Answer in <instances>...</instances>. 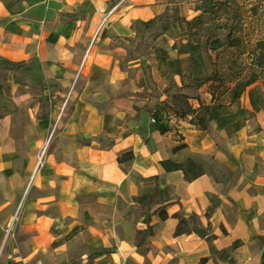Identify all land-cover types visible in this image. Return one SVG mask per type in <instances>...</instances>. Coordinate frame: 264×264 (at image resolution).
Here are the masks:
<instances>
[{"label":"crops","instance_id":"crops-1","mask_svg":"<svg viewBox=\"0 0 264 264\" xmlns=\"http://www.w3.org/2000/svg\"><path fill=\"white\" fill-rule=\"evenodd\" d=\"M164 2L0 0V60L42 65L28 85L0 66V264H264V110L245 100L200 129L127 106L140 71L125 42ZM189 157V180L160 162ZM178 213L213 250L176 232Z\"/></svg>","mask_w":264,"mask_h":264},{"label":"trees","instance_id":"trees-1","mask_svg":"<svg viewBox=\"0 0 264 264\" xmlns=\"http://www.w3.org/2000/svg\"><path fill=\"white\" fill-rule=\"evenodd\" d=\"M241 0H197V9L202 10V14L197 18L198 22L205 23L204 14H209L215 19V28L226 29L228 32L224 38L219 35H208L206 39L195 42L190 38L185 43H181L178 48L179 54H187L186 60L181 58H169L164 48L159 47L156 51V59L159 61V69L169 65L174 74L182 76L183 86L189 84L194 88H200L203 84L210 82L211 98L208 103L201 101V108L205 115L200 118V129H209L210 122L220 115L230 113L235 108H240L241 99L248 96L253 112L264 110V53L257 56V49L264 48V0H255L247 10H229L232 2ZM245 1V0H243ZM249 11V14L245 12ZM231 12V13H230ZM154 19L148 21H138L137 23L149 24ZM189 22L186 18L183 19ZM260 34L256 42H251L250 38ZM177 48L176 45H174ZM229 51V52H228ZM0 66L14 71V80L23 84L31 83V75L34 70H41L42 65L37 58L31 57L26 60L10 61L0 60ZM188 76V81L184 79ZM34 86L42 91L54 85L47 79L42 78L34 83ZM47 103L44 101L40 105L37 113L38 118L48 117ZM241 122L234 124L239 127ZM111 143L104 145L108 148ZM186 146L184 143L174 146L178 149ZM133 153L129 154L131 156ZM165 169H182L187 180L194 179L203 173L201 165L193 158L189 157L183 162H173L168 159L160 161ZM147 197L154 199L153 195L140 197L144 200ZM160 216H166L167 211L164 205L158 208ZM179 224L176 228L177 233L186 230H193L201 237L206 238L212 250L213 235L205 228L198 225L197 216L191 214L184 217L180 213Z\"/></svg>","mask_w":264,"mask_h":264},{"label":"rangeland","instance_id":"rangeland-1","mask_svg":"<svg viewBox=\"0 0 264 264\" xmlns=\"http://www.w3.org/2000/svg\"><path fill=\"white\" fill-rule=\"evenodd\" d=\"M197 0H165L167 3L164 12L156 15L149 24L137 23L136 34L125 42L130 57L137 58L140 78L138 85L140 89L136 93V102L127 105L132 108L135 116L144 119L149 124H154V119H178L191 125H199L200 118L205 115L201 108V101L208 103L211 98L210 82L203 84L200 88H194L187 84L183 86L182 76L174 74L171 67L167 65L159 69V61L156 59L157 48L166 50L169 58H181L186 60L187 54H179L178 48L188 38L195 42L206 39L208 35L213 38L216 35L224 38L226 29L215 28L216 20L213 16L204 14L205 23L198 22L197 18L203 12L198 10ZM255 0H241L229 4V10H247ZM231 13V12H230ZM249 14V11L245 12ZM192 22L189 24L186 20ZM264 19V18H263ZM260 34L250 38L256 42ZM177 48H175V46ZM257 56L264 53V48L257 49ZM229 52V51H228ZM188 81V76L184 77ZM248 96L241 99V105L245 104Z\"/></svg>","mask_w":264,"mask_h":264},{"label":"built area","instance_id":"built-area-1","mask_svg":"<svg viewBox=\"0 0 264 264\" xmlns=\"http://www.w3.org/2000/svg\"><path fill=\"white\" fill-rule=\"evenodd\" d=\"M67 100H68V99H67ZM152 119H153L152 121H153L154 123H156V119H154V118H152ZM40 162H41V161H40Z\"/></svg>","mask_w":264,"mask_h":264}]
</instances>
